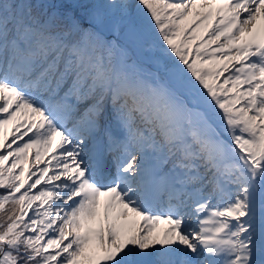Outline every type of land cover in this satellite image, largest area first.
I'll return each mask as SVG.
<instances>
[{
	"label": "snow or ice",
	"instance_id": "obj_1",
	"mask_svg": "<svg viewBox=\"0 0 264 264\" xmlns=\"http://www.w3.org/2000/svg\"><path fill=\"white\" fill-rule=\"evenodd\" d=\"M0 190V264H264V0H0Z\"/></svg>",
	"mask_w": 264,
	"mask_h": 264
},
{
	"label": "rangeland",
	"instance_id": "obj_2",
	"mask_svg": "<svg viewBox=\"0 0 264 264\" xmlns=\"http://www.w3.org/2000/svg\"><path fill=\"white\" fill-rule=\"evenodd\" d=\"M26 139V138H25Z\"/></svg>",
	"mask_w": 264,
	"mask_h": 264
}]
</instances>
